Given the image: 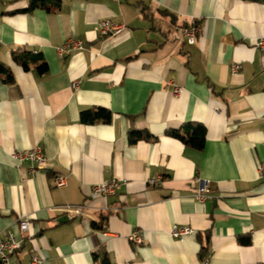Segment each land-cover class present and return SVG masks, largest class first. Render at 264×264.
<instances>
[{"label":"crops","instance_id":"crops-1","mask_svg":"<svg viewBox=\"0 0 264 264\" xmlns=\"http://www.w3.org/2000/svg\"><path fill=\"white\" fill-rule=\"evenodd\" d=\"M29 2L0 0V64L13 78L0 79V235L21 239L16 261L264 264V54L254 47L264 0H46L28 11ZM103 20L121 33L99 38ZM184 26L200 30L192 45ZM68 39L84 48L59 57ZM93 108L110 121L81 123ZM195 124L205 127L200 151L166 134ZM131 131L149 137L130 143ZM35 147L46 170L11 158ZM54 176L66 186L54 188ZM200 179L211 187L202 203ZM112 180L115 195L90 199ZM82 205V215L63 211ZM174 225L194 233L174 239Z\"/></svg>","mask_w":264,"mask_h":264},{"label":"built area","instance_id":"built-area-1","mask_svg":"<svg viewBox=\"0 0 264 264\" xmlns=\"http://www.w3.org/2000/svg\"><path fill=\"white\" fill-rule=\"evenodd\" d=\"M99 38H107L118 35L122 31V26L115 24L110 20H103L97 24L96 27ZM180 36L185 39L186 43L192 45L195 43L196 37L199 34V28L193 26H184L179 29ZM254 47L260 50L264 54V38H260L255 41ZM84 48V42L80 39H68L56 49V53L59 57L69 55L76 50H82ZM240 69L239 64H233L230 67L231 74H236ZM77 83H73L75 88ZM183 92V88L174 86L173 95L178 96ZM11 158L22 164L24 162H30L35 165V168L39 170L47 169V158L40 147H35L26 151H18L11 155ZM257 174L259 179H264V162L257 166ZM161 177H156L148 181L150 185L160 184ZM67 184L66 178L63 176H54L52 178V186L54 188H64ZM119 188V183L115 180L109 182H102L95 184L91 187L90 199H99L105 201L108 197L115 195ZM211 196V187L208 180L200 179L197 187L193 190V197L196 201L202 203ZM82 206H67L63 211L66 213H74L76 215H82ZM29 230V217H24L19 221V231L21 233H27ZM194 231L190 227L174 225L171 227L170 236L174 239H181L185 236L193 234ZM128 241L137 246L143 243V235L140 232H133L128 236ZM21 239L10 231H6L0 235V264H20L16 261V252L21 245ZM207 259L204 264H207ZM28 264H43V260L37 255H33Z\"/></svg>","mask_w":264,"mask_h":264},{"label":"trees","instance_id":"trees-1","mask_svg":"<svg viewBox=\"0 0 264 264\" xmlns=\"http://www.w3.org/2000/svg\"><path fill=\"white\" fill-rule=\"evenodd\" d=\"M46 0H30L28 11H32L36 8H40L44 6ZM59 0H57V3ZM14 58V56H13ZM46 65H41L38 67L39 73H45L46 72ZM4 78V81L12 82V75L10 71L3 65L0 64V79ZM111 118V113L104 108H93L86 111L81 112L80 114V121L83 124H91L98 121L101 122H109ZM191 128L190 130L181 131V130H170L167 131L166 134L174 139H177L181 141L184 145L193 148L195 150H202L204 143H205V127L200 124H195L193 126L187 127ZM129 136V142L130 143H136L137 141L141 139L148 138L149 136L147 134H144L142 132H136L131 131L128 134ZM243 243L249 242V239L242 240Z\"/></svg>","mask_w":264,"mask_h":264},{"label":"water","instance_id":"water-1","mask_svg":"<svg viewBox=\"0 0 264 264\" xmlns=\"http://www.w3.org/2000/svg\"><path fill=\"white\" fill-rule=\"evenodd\" d=\"M61 221V220H60Z\"/></svg>","mask_w":264,"mask_h":264}]
</instances>
